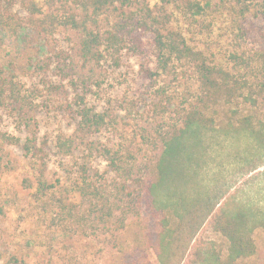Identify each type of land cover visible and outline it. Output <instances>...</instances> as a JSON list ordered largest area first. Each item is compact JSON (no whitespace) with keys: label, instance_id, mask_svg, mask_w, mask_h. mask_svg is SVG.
Here are the masks:
<instances>
[{"label":"trees","instance_id":"16d2710c","mask_svg":"<svg viewBox=\"0 0 264 264\" xmlns=\"http://www.w3.org/2000/svg\"><path fill=\"white\" fill-rule=\"evenodd\" d=\"M11 6L0 0V112L18 135L0 133V162L20 152L32 229L0 236V264L254 257L264 231V0L30 1L28 18ZM23 29L43 35L44 56L19 50ZM130 59L137 93L96 94ZM176 66L191 71L189 87L166 84ZM54 69L57 84L29 83ZM46 96L69 119L52 140L37 119Z\"/></svg>","mask_w":264,"mask_h":264},{"label":"rangeland","instance_id":"374dc122","mask_svg":"<svg viewBox=\"0 0 264 264\" xmlns=\"http://www.w3.org/2000/svg\"><path fill=\"white\" fill-rule=\"evenodd\" d=\"M10 2L11 9L14 12H18L21 16L28 18L29 13L26 12L25 6L30 1L37 2L39 5H43L45 0H7ZM260 28H264V25L259 24ZM69 35L65 33L60 36L59 41L66 42ZM44 39L43 35L35 30L23 29L18 36V46L22 53H30L36 56L39 51L38 59L44 56ZM66 44V43H65ZM46 52V51H45ZM137 62L134 59H130L126 62L125 67L122 71L113 73L107 83L104 85L102 92L95 91L96 94H101L107 97H112L115 92L119 91L120 94L127 93L131 96L137 91L138 88L134 85V80L131 79L136 75ZM59 74L57 71L51 70L46 77H38L29 81L30 84H35L40 87H44V83L57 84L59 82ZM192 74L187 68L176 66L172 69V73L166 78V84L168 83L171 88L179 89L182 87H189L192 84ZM49 85V84H48ZM130 85V87H128ZM142 90V89H141ZM48 96L43 97L39 100L40 107L37 115V119L40 122L41 133L46 136L49 140H52L57 134L66 130L69 126V119L67 116L57 110V103L55 97L49 98ZM0 133L6 132L12 135H18L17 123L13 118L9 117L4 112H0ZM10 154L11 163L0 162V211L5 212L4 215L0 212V236L6 238L7 235L12 236L16 239L23 240V236L30 232L32 227L28 223L29 209L26 205V196L21 192L20 180L23 173L17 164L16 160L20 158V152L12 149ZM61 161L59 156L51 153L49 157V168L52 173L61 172ZM66 161V160H65ZM68 161V160H67ZM100 165V167H102ZM6 168V169H5ZM256 182L261 184L263 190H261L260 198L264 201V177L259 178ZM206 234V233H205ZM257 243V251L254 257L245 262L244 264H264V231L255 236Z\"/></svg>","mask_w":264,"mask_h":264}]
</instances>
